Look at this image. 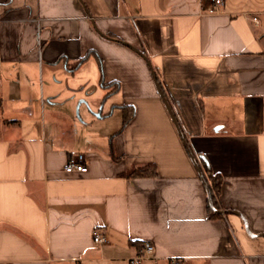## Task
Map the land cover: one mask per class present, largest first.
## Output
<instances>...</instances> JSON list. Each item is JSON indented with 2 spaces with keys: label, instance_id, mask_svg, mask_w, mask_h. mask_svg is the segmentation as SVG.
Masks as SVG:
<instances>
[{
  "label": "crops",
  "instance_id": "0c3cea01",
  "mask_svg": "<svg viewBox=\"0 0 264 264\" xmlns=\"http://www.w3.org/2000/svg\"><path fill=\"white\" fill-rule=\"evenodd\" d=\"M212 4L0 0V264H264V0Z\"/></svg>",
  "mask_w": 264,
  "mask_h": 264
},
{
  "label": "trees",
  "instance_id": "16d2710c",
  "mask_svg": "<svg viewBox=\"0 0 264 264\" xmlns=\"http://www.w3.org/2000/svg\"><path fill=\"white\" fill-rule=\"evenodd\" d=\"M131 115H132V112L131 111L129 112V110L125 108L123 110L124 122H127L131 118ZM194 156L199 163L201 171L204 173V177L207 180L208 186H210L211 199L208 198L209 215L213 217L221 216L222 214L220 212V205H219L218 197L220 195L221 188H222L221 186L222 176L221 174L212 171L209 163H207L204 158L200 156L197 158L195 153H194ZM151 174H154V175L158 174L155 163H150L149 165L136 167L131 172V175L135 177L138 175H151ZM170 264H184V261L179 260V259L176 261L171 260Z\"/></svg>",
  "mask_w": 264,
  "mask_h": 264
},
{
  "label": "built area",
  "instance_id": "2783aa9c",
  "mask_svg": "<svg viewBox=\"0 0 264 264\" xmlns=\"http://www.w3.org/2000/svg\"><path fill=\"white\" fill-rule=\"evenodd\" d=\"M225 0H212V5L209 7L210 11H217L220 6L224 4ZM254 21H257V17H253ZM65 170L67 172H87L88 165L85 153L78 152L77 154L71 155L67 159V163L65 165ZM106 235L100 230L95 231L94 242L97 244H101L106 242ZM143 247L138 251L137 254L133 255L130 260L131 264H141L144 260L148 258H153L155 252V245L151 241H144ZM176 261V259H173Z\"/></svg>",
  "mask_w": 264,
  "mask_h": 264
},
{
  "label": "water",
  "instance_id": "95a60500",
  "mask_svg": "<svg viewBox=\"0 0 264 264\" xmlns=\"http://www.w3.org/2000/svg\"><path fill=\"white\" fill-rule=\"evenodd\" d=\"M129 46H131V45H129ZM132 48H134L136 51L140 52L136 47L133 46ZM143 56H144V54H143ZM157 87H159V89H160V91H161V94H162V97H164V100L167 102V106H168L169 112H170V114L172 115V117H173V119H174V121H175V123H176V126H177V128L179 129V131H180V134L182 135V138H183V142H184V144H185L186 147L188 148V150H189V152H190V155H191V157L193 158V160H194V162H195V164H196V166H197V168H198V170H199V172H200V175H201V177H202V180H203V182H204V185H205L206 188H207L208 198L211 199V190H210V186H208L207 180H206L205 177H204V173L201 171L197 159L194 157V154L191 152V149H190V147H189V144L187 143V141H186L185 138H184L183 131H182V129H180V127H179V123L177 122L176 116L173 114L172 109H171V106H170L169 102L166 100V98H165V96H164V93L162 92V89H161V87L159 86L158 83H157ZM229 211H230V210H223V211H220V212L223 213V212H229ZM238 214H240V213H238ZM249 232H250V231H249ZM250 234H251V232H250ZM263 235H264V234H263Z\"/></svg>",
  "mask_w": 264,
  "mask_h": 264
}]
</instances>
